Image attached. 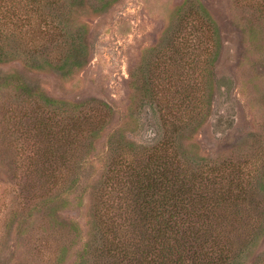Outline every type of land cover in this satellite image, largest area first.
Wrapping results in <instances>:
<instances>
[{
	"label": "rangeland",
	"instance_id": "1",
	"mask_svg": "<svg viewBox=\"0 0 264 264\" xmlns=\"http://www.w3.org/2000/svg\"><path fill=\"white\" fill-rule=\"evenodd\" d=\"M66 25L86 31L70 33L84 36L82 66L0 63L79 111L62 168L24 136L14 159L0 157V264H77L98 198L128 183L129 143L179 165V179L215 180L208 189L226 201L215 245L227 239L230 261L264 264V0H70ZM63 34L39 33L43 55L59 57ZM12 132L0 123V138Z\"/></svg>",
	"mask_w": 264,
	"mask_h": 264
},
{
	"label": "trees",
	"instance_id": "2",
	"mask_svg": "<svg viewBox=\"0 0 264 264\" xmlns=\"http://www.w3.org/2000/svg\"><path fill=\"white\" fill-rule=\"evenodd\" d=\"M69 16L70 0H0V63L3 57L16 56L35 70L52 66L63 72L82 66L86 61L84 36L74 34L70 43V33L86 31L68 29ZM58 31L64 33L57 40L65 49L60 50L58 58H49L39 50L45 42L39 40V33ZM31 87L15 72L0 74V93L7 92L0 96V123L10 125L14 134L13 140L0 138V145L5 144L0 157L7 162L14 159L10 145L24 136L42 145L45 141V151L39 156L49 158L51 163L60 161L57 167L62 168L73 154L67 138L70 125L78 121V105L45 96ZM17 119L21 123L27 120L23 133L14 126ZM129 144L121 158L128 167V183L121 182L117 188L116 179L106 196L98 198V206L86 221L90 235H82L85 239L77 264H237L229 259L227 239L221 248L215 245L214 225L222 223L218 211L226 202L208 189L215 180L202 177L200 172L179 179V170L174 171L179 165L174 167L175 163L166 158H155L154 151ZM138 155L147 161L142 166L133 160ZM170 172L174 175L168 176Z\"/></svg>",
	"mask_w": 264,
	"mask_h": 264
}]
</instances>
